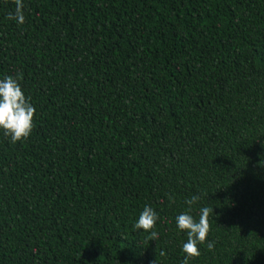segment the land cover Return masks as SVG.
<instances>
[{
    "label": "trees",
    "instance_id": "16d2710c",
    "mask_svg": "<svg viewBox=\"0 0 264 264\" xmlns=\"http://www.w3.org/2000/svg\"><path fill=\"white\" fill-rule=\"evenodd\" d=\"M22 3L0 0V77L35 108L0 131V264H180L193 194L188 264H264V0Z\"/></svg>",
    "mask_w": 264,
    "mask_h": 264
},
{
    "label": "clouds",
    "instance_id": "9594fccd",
    "mask_svg": "<svg viewBox=\"0 0 264 264\" xmlns=\"http://www.w3.org/2000/svg\"><path fill=\"white\" fill-rule=\"evenodd\" d=\"M9 18H14L17 24L24 22L22 0H16L14 12L9 13ZM18 75H3L0 77V131L15 143L26 139L33 127V117L35 108L30 99L24 94ZM171 200L172 197H169ZM199 197L193 194L190 198H185L184 203L187 211L180 212L175 216L176 228L183 232L186 240L181 245L184 256L180 264H188L191 258L200 255L198 245L204 244L209 233L208 215L209 208L202 206L199 208V218L195 219L191 214L192 206L196 204ZM212 211V208H211ZM158 219V212L149 204H145L137 216L133 228L148 232L152 239L158 237L153 229ZM208 249L213 248V242L207 241ZM164 253L161 252V255Z\"/></svg>",
    "mask_w": 264,
    "mask_h": 264
}]
</instances>
